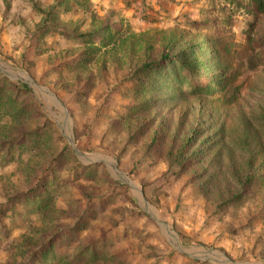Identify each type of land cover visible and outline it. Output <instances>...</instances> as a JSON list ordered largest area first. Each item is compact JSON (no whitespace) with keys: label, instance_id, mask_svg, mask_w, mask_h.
Segmentation results:
<instances>
[{"label":"rangeland","instance_id":"obj_1","mask_svg":"<svg viewBox=\"0 0 264 264\" xmlns=\"http://www.w3.org/2000/svg\"><path fill=\"white\" fill-rule=\"evenodd\" d=\"M90 2L87 12L80 6H73L69 11L63 7L59 14L71 29L76 27L80 32L92 28L95 13L109 18L111 23L122 21L125 29L135 32L174 27L195 30L191 24L196 22L198 31L221 40L228 37L233 43L230 71L233 76L237 75L235 84L241 89L234 104L227 105L219 96L197 101L192 98L171 106L161 103L151 114L150 117L158 120L156 129L162 133L167 131L169 140L182 139L200 126L211 133L221 130L219 137L209 138V153L188 173L178 178L167 173L168 165L163 160L147 159L140 164L141 145L130 146L119 164L109 147L113 138L109 129L136 104V98L131 95L136 83L125 80L135 58L127 56L126 63L109 61L103 76H98L100 67L93 66L94 86L85 89L89 106L86 110L78 107L74 98L61 89L62 80L55 67L61 64L64 52L76 46L74 41L59 34L49 35L44 45L46 53L37 56L31 37L41 18L33 3L46 8L55 0H0V72L31 87L42 111L55 120L60 133L68 142V138H74L80 152L76 154L82 164H99L100 172L107 170L113 183L124 186L114 192L115 195L109 190L113 203L110 208L129 207L133 211L126 212L123 225L108 235V239L117 240L115 250L127 258V264H264L261 198L250 200L239 209L217 212L218 200L236 189L230 159L235 160L237 152L231 157L230 149L238 148L242 132L250 130L264 146V16L256 18L252 14L250 0ZM252 37L259 42H254ZM22 53L27 55L26 61L35 63L29 71L27 64L21 67L8 60L17 59ZM118 56L122 59L124 54L118 53ZM209 132L206 137L211 134ZM123 145L121 141L119 147ZM134 152L139 153L137 157ZM15 167V164L0 167L4 183L9 182L8 178L18 183ZM235 171H239L238 164ZM99 182H102L101 176ZM1 187L0 180V193ZM132 201L138 208L132 206ZM64 202L60 198L58 205L63 207ZM10 217L3 218L0 223V264H21L17 245L26 231L27 219L12 222ZM165 226L172 229L175 240ZM85 237L82 233L81 241ZM141 237L145 238L141 245L144 253H152L145 247L153 245L160 254L143 258L138 252ZM75 245L77 242H72L66 248L72 250Z\"/></svg>","mask_w":264,"mask_h":264},{"label":"trees","instance_id":"obj_2","mask_svg":"<svg viewBox=\"0 0 264 264\" xmlns=\"http://www.w3.org/2000/svg\"><path fill=\"white\" fill-rule=\"evenodd\" d=\"M250 2L252 14L264 16V0ZM90 5V0H55L46 8L33 3L41 16L31 35L36 55L46 53L49 35L74 41L76 46L66 50L61 64L55 67L61 89L85 110L89 106L85 89L93 87L96 78L92 67L99 66L98 76H103L109 61L126 63L125 58L133 56L135 63L125 80L136 83L131 91L136 104L111 124L109 147L119 164L130 146L141 145L140 164L147 159L163 160L167 173L177 178L188 173L209 153V138L219 137L221 130L211 133L200 126L182 139L169 140L167 131L156 129V117L150 116L161 103L171 106L192 98L197 101L219 96L227 105L236 103L241 89L235 84L237 75L230 71L233 43L226 36L221 40L198 31L196 22L191 24L195 30L174 27L135 32L125 29L122 21L111 23L94 13L92 28L80 32L76 27L71 29L59 14L63 7L69 11L73 6L87 12ZM118 53L124 54L122 59ZM26 56L22 53L8 60L21 67L27 64L29 71L35 63L26 61ZM208 132L211 134L206 137ZM237 147L230 149L231 157L237 152L235 160L230 159L236 189L218 200L217 212L239 209L255 198H261L264 210V146L247 130ZM10 164H15L19 181L14 184L8 178L4 183L0 177V223L9 215L12 222L27 219L26 231L17 245L21 264H127V258L115 250L117 240L108 239L123 225L126 212H133L129 207L110 208L109 190L115 195L124 186L113 183L107 170L100 172L99 164H82L55 120L42 111L31 87L0 72V167ZM236 164L239 171H235ZM60 198L65 201L63 207L58 205ZM132 206L138 208L135 201ZM82 233L86 236L83 241ZM144 239L140 238L139 254L145 259L159 255L153 245L145 247L152 253L143 252ZM72 242L77 245L69 250L66 245Z\"/></svg>","mask_w":264,"mask_h":264},{"label":"bare ground","instance_id":"obj_3","mask_svg":"<svg viewBox=\"0 0 264 264\" xmlns=\"http://www.w3.org/2000/svg\"><path fill=\"white\" fill-rule=\"evenodd\" d=\"M1 67H2V66H1ZM125 180H126V179H125ZM127 181H128V180H127ZM136 191H137V193L140 195V191H139L138 189H137ZM140 197H141V196H140ZM147 210H148L149 212H152V210H151L150 208H147ZM165 228H166L167 232L170 234L171 239H172V240H175L176 236L174 235L172 229L169 228L168 226H165Z\"/></svg>","mask_w":264,"mask_h":264},{"label":"water","instance_id":"obj_4","mask_svg":"<svg viewBox=\"0 0 264 264\" xmlns=\"http://www.w3.org/2000/svg\"><path fill=\"white\" fill-rule=\"evenodd\" d=\"M52 96H54V97L56 98L55 95H52ZM68 140H69V142L71 143V145L73 146V148H74V150L76 151V153L80 154V152H79V151L77 150V148H76L74 138L71 137V138H68ZM130 185H133V184H130ZM146 205H148V204H146Z\"/></svg>","mask_w":264,"mask_h":264},{"label":"crops","instance_id":"obj_5","mask_svg":"<svg viewBox=\"0 0 264 264\" xmlns=\"http://www.w3.org/2000/svg\"><path fill=\"white\" fill-rule=\"evenodd\" d=\"M3 13H4V9L1 11V15L3 16ZM17 16H19V15H17ZM3 26L5 27V26H7V23L4 21L3 22ZM0 200H1V198H0Z\"/></svg>","mask_w":264,"mask_h":264}]
</instances>
